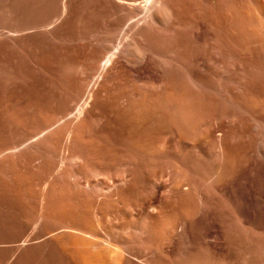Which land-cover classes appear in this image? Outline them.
Segmentation results:
<instances>
[{"label": "bare ground", "instance_id": "obj_1", "mask_svg": "<svg viewBox=\"0 0 264 264\" xmlns=\"http://www.w3.org/2000/svg\"><path fill=\"white\" fill-rule=\"evenodd\" d=\"M42 1L7 6L0 0V35L22 31L7 26L20 5L69 14L73 3ZM107 1L120 16L91 25L84 39L87 58L98 64L86 83L73 78L66 88L80 118L67 143L74 142L72 155L82 156L84 166L70 173L74 181L61 197L41 192L40 220L54 218V231L37 221L33 232L19 230L15 240L2 234L0 223L2 240H13L0 247V264H264V244L241 226L264 231V109L254 104L241 118L229 113L235 107L230 92L262 82L264 0ZM216 53L227 68L215 89L208 77ZM17 60L0 59L1 120L15 121L37 95L45 96L43 77L9 81L31 75L26 60ZM56 88L43 97L49 105L62 98ZM113 165L124 183L117 186L110 176L92 183L89 172ZM158 174L175 180L164 199L148 194L149 179ZM194 228L227 245L220 262L194 247Z\"/></svg>", "mask_w": 264, "mask_h": 264}, {"label": "rangeland", "instance_id": "obj_2", "mask_svg": "<svg viewBox=\"0 0 264 264\" xmlns=\"http://www.w3.org/2000/svg\"><path fill=\"white\" fill-rule=\"evenodd\" d=\"M47 1L52 0H43L42 2L46 3ZM12 2L13 0H5L7 6H10ZM112 2L110 3L107 0H73L72 9H68L70 15L66 11L63 12V9H34L20 5L17 9H13L15 15L7 22V26L19 25L22 31L19 34L10 35L5 30L0 35V59L7 61L13 58V63H15L20 57L19 61L22 59L27 62L28 69H26L27 73L25 74L28 75L29 72L31 75L33 74L32 76L28 75L29 78L25 75V79L21 77L24 74L19 75L16 77L17 79L20 77L19 80L13 77L9 81L11 83L18 81L15 84H20L24 83L25 80V82L30 83L42 77L45 81L44 86L42 85L43 95L45 94V96L37 95V98H35L36 105L34 103V107L30 108L31 110H23L15 121L0 119V223L4 227L2 234L9 233L11 237L15 235L19 239L23 229L22 236H24L25 229L27 234L33 232L37 221L42 222L47 230H55L57 222L54 218L48 216L40 220L42 214L40 212L41 192L48 194L51 189L53 198L61 197L66 193V185L74 181L73 178L69 177L70 173L79 170L80 165L84 166L82 156H80V159V157H77L78 155H72L70 149H72L74 142H71L72 145L67 143L69 134L77 127L79 124L78 119H80L74 111L76 105L72 102L74 92H69V90L66 94L67 83L69 79L73 78L86 83L85 79L87 74L90 73L91 66L94 67L98 64L95 58H87L86 52L91 48L84 39H87L86 32L91 25L97 24L91 27L95 29L99 23L101 24L106 19L120 16L117 4ZM29 3L33 6L35 3H41V0H29ZM28 26L33 28L23 31ZM204 42V40L200 41L198 49L200 47H202L200 49H203ZM4 44L8 45V48ZM9 47L13 48V51ZM38 58L41 59L38 62L39 65L37 64ZM42 62L46 63L43 64ZM40 64L43 67L46 64L44 68L42 67V71ZM261 67L263 70L261 68L262 75L260 74L259 80L262 82H256L250 87L249 91L230 92L233 104H235V107L229 110L231 116L237 115L238 118H241L244 111H251L254 104L261 105L264 109V60L261 61ZM226 68V61L223 57L219 56L218 53L214 54L211 74L208 77L213 88L224 84V81L222 82L220 79V75ZM43 71L45 74H43ZM226 83H230L228 76L226 77ZM82 86H84L82 87L84 91L86 84ZM56 87L61 89L62 100L60 99V102L49 105L43 97L46 98L51 89H58ZM44 88L47 90L44 91ZM48 90L49 92H47ZM251 95H254L255 98ZM66 97H68L67 103ZM262 120L264 121V117H262ZM68 150L71 152L69 153ZM73 157L79 159L74 162L72 161ZM114 165L111 166L113 167L111 170L102 167V170L89 172L92 183L97 178L100 182L105 181L108 176L117 186L124 183L121 168ZM168 172L169 174L172 173L169 170ZM95 176L98 177L93 178ZM171 176L173 174H166L165 176L158 174L156 178H150L152 188L148 190L149 196L164 199L170 195L173 192L175 181ZM35 189H37V193L34 192ZM61 213H66L63 221L70 222V214L65 211ZM241 226L254 241L264 244V231L255 229L245 223H241ZM195 229L190 231L194 236V247L198 250L210 251L214 255V261L220 262L229 250L227 245L217 242L206 230L200 232ZM4 236L0 237L1 249L9 246L8 244L13 246V240H2L7 239L3 238ZM15 236L13 238L16 240ZM72 240L73 238L66 236V242ZM14 246H16L15 243Z\"/></svg>", "mask_w": 264, "mask_h": 264}]
</instances>
